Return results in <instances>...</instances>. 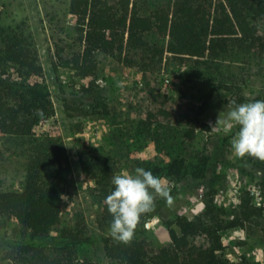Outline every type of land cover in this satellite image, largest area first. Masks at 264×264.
<instances>
[{
  "label": "rangeland",
  "instance_id": "rangeland-1",
  "mask_svg": "<svg viewBox=\"0 0 264 264\" xmlns=\"http://www.w3.org/2000/svg\"><path fill=\"white\" fill-rule=\"evenodd\" d=\"M70 3L71 0H0V30L19 29L30 35L43 68L42 75L29 78L19 76L17 67L9 68V73L17 81L40 82L49 89L55 116L43 118L36 132L60 136L73 168L74 179L63 202L62 223L52 237H60L63 228L75 229L77 221L83 219L94 242L78 245L80 262L111 264L101 241L110 235V225L101 221L96 184L83 172V158L111 157L115 175L123 171L135 174L137 167L144 168L150 160L164 166L173 155L185 160L186 176L182 180L173 179L166 172L157 176L169 188L172 202L157 197L158 210L141 228L138 238L155 248L169 246L168 224L177 216L201 217L207 202L212 200L214 207L232 218L239 213L242 201L250 200L262 208V214L244 226L222 231L220 256L228 264H264V161L234 155L231 140L239 131L238 126L228 130L221 124L212 129L218 118L226 119L235 106L233 101L248 103L264 95V52L236 51L202 66L172 60L157 62L146 71L140 64L130 68L109 55L96 54V74L82 78L65 65L83 50L82 33L70 14ZM148 8L144 5L146 13ZM147 39L163 44L152 36ZM54 62L58 72L53 69ZM90 87L96 88L93 93L87 91ZM151 90L153 94L166 95L175 107V119L159 127L158 139L154 137L155 127L150 135L138 128L154 108ZM188 113L198 117L195 136L190 141L180 125L181 117L186 120ZM225 139L228 142L223 144ZM34 144L32 138L0 133V190L20 189ZM206 159L211 165L207 179L200 182L195 175ZM187 181L190 186L186 188ZM30 235L15 220L0 218V242L29 239ZM199 241L207 243L204 236ZM8 253L7 247L0 246V264H10Z\"/></svg>",
  "mask_w": 264,
  "mask_h": 264
},
{
  "label": "trees",
  "instance_id": "trees-1",
  "mask_svg": "<svg viewBox=\"0 0 264 264\" xmlns=\"http://www.w3.org/2000/svg\"><path fill=\"white\" fill-rule=\"evenodd\" d=\"M144 5L149 6V13L144 11ZM70 14L76 18L82 33L83 50L74 54L65 65L82 78L96 74V54L109 55L130 68L140 64L146 71L149 65L157 62L172 60L202 66L236 51L245 54L264 52V0H150L148 3L140 0H71ZM148 36L162 40L163 44L150 43ZM12 67L18 68L19 76L26 75L27 78L43 73L30 35L19 29H2L0 133L21 139L32 138L35 144L20 189L0 190V218L15 220L30 232V238L2 240L0 246L9 249L10 264H93L89 261L81 263L78 256V245L94 242L83 219L77 221L75 229L63 228L60 237L51 235L62 223L63 202L70 194L73 168L60 136L36 132L43 118L55 116L49 89L40 82L17 81L9 73ZM53 69L58 72L55 62ZM95 89L90 87L87 91L93 93ZM153 93L151 90L154 108L138 128L142 127L150 135V130L155 127L154 137L158 139L159 127L175 119V107L166 95ZM255 100H264V95ZM38 109L42 110V116L37 115ZM197 122L198 117L190 113L186 120L181 117L180 125L186 130L187 141L194 138ZM142 130L140 136L144 134ZM226 142L228 139L223 144ZM169 158L164 166L150 160L144 169L155 176L166 172L169 177L182 180L186 176L185 160L173 155ZM210 165L209 159L204 160L195 175L196 180L207 179ZM113 167V159L103 155H88L82 162L83 172L96 184L101 221L107 225L113 217L104 200L114 190ZM189 186L190 181H187L185 187ZM157 210L156 205L154 212ZM154 212L141 217L131 244L117 243L111 235L101 239L111 264H228L220 256L223 250L221 232L244 226L260 216L262 208L251 204L250 200H243L239 213L230 218L210 200L201 217L177 216L176 221L168 224L171 244L163 248H155L138 238L141 228ZM201 236L206 239V244L199 241Z\"/></svg>",
  "mask_w": 264,
  "mask_h": 264
},
{
  "label": "clouds",
  "instance_id": "clouds-1",
  "mask_svg": "<svg viewBox=\"0 0 264 264\" xmlns=\"http://www.w3.org/2000/svg\"><path fill=\"white\" fill-rule=\"evenodd\" d=\"M224 120L218 118L212 129L224 124L228 130L238 126L239 131L231 140L233 153L238 158L245 156L264 161V100L236 104ZM42 116V110H37ZM114 190L104 200L113 217L109 232L117 243L131 244L141 217L154 212L157 197L167 203L172 196L162 180L142 167L135 174L123 171L112 178Z\"/></svg>",
  "mask_w": 264,
  "mask_h": 264
}]
</instances>
